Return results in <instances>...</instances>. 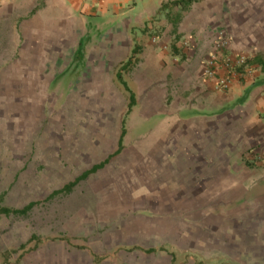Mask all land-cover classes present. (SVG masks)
Segmentation results:
<instances>
[{
  "label": "crops",
  "instance_id": "crops-1",
  "mask_svg": "<svg viewBox=\"0 0 264 264\" xmlns=\"http://www.w3.org/2000/svg\"><path fill=\"white\" fill-rule=\"evenodd\" d=\"M177 1L0 0V77H33L24 87L29 98L44 97L37 91L44 77H109L117 97L123 94L122 74L129 90L125 105L136 100L139 135L171 119L145 157L148 187L157 185V195L168 196L160 201L174 210L194 211L179 225L199 224L201 211L212 209L221 217L236 211L224 225L243 227L220 247L207 245L205 254L195 248L191 264H264V0H199L186 7ZM89 16L102 17L105 25L87 53ZM220 31L230 35L234 57L252 60L225 89L204 75ZM16 103L21 111L24 105ZM6 107L0 104L4 113ZM127 112L131 120L133 112ZM155 115L157 121L149 122ZM123 124L117 147L127 139V130L121 138ZM64 187L50 193L66 192ZM244 226L255 227L253 234ZM27 241L26 249H33L12 258L0 249V264H49V240L34 235ZM143 258L142 264H154L153 257ZM156 258L171 264L164 252Z\"/></svg>",
  "mask_w": 264,
  "mask_h": 264
},
{
  "label": "rangeland",
  "instance_id": "rangeland-1",
  "mask_svg": "<svg viewBox=\"0 0 264 264\" xmlns=\"http://www.w3.org/2000/svg\"><path fill=\"white\" fill-rule=\"evenodd\" d=\"M104 25L102 17L87 18V53ZM71 75L44 77L47 81L37 90L42 98L24 97L25 83L33 77H0V104L9 109L0 110V208L22 209L33 203L26 214H0V249L6 256L32 250L26 249L27 239L35 235L49 240V264H142L141 256L158 264L156 252L169 255L171 264H191L195 248L205 254L207 245L220 247L229 234L243 228L224 225L236 211L221 217L220 210L212 209L201 211L199 224L179 225L180 217L194 211L174 210L163 201L168 196L157 195V185L148 187L151 172L145 161L171 119L139 135L136 100L131 97L125 105L129 90L122 74L118 80L126 88L117 97L109 77ZM16 102L24 105L21 111L15 110ZM127 111L133 112L131 120ZM157 119L155 115L148 121ZM122 120L127 139L117 147ZM97 164L100 168L76 180ZM75 180L69 191L50 193ZM244 228L252 235L255 227ZM228 245L237 248L236 242Z\"/></svg>",
  "mask_w": 264,
  "mask_h": 264
},
{
  "label": "built area",
  "instance_id": "built-area-1",
  "mask_svg": "<svg viewBox=\"0 0 264 264\" xmlns=\"http://www.w3.org/2000/svg\"><path fill=\"white\" fill-rule=\"evenodd\" d=\"M231 37L224 31L218 32L213 50L205 61L204 75L215 79L221 89L228 88L237 77L251 68L244 56L234 57L230 52ZM243 68V70H242Z\"/></svg>",
  "mask_w": 264,
  "mask_h": 264
},
{
  "label": "trees",
  "instance_id": "trees-1",
  "mask_svg": "<svg viewBox=\"0 0 264 264\" xmlns=\"http://www.w3.org/2000/svg\"><path fill=\"white\" fill-rule=\"evenodd\" d=\"M199 0H179L176 2V4H183L185 7L188 6L189 4L193 3V2H197ZM93 17L89 16V19H92ZM90 39V36L88 35V39L87 41ZM84 41L80 43V48L78 49L77 53H76V60L77 61H80L83 59V56H84V53H83V44ZM252 60H247V63L251 64ZM124 132L122 133L121 135V138L123 137L124 135ZM97 168H99V166H95L93 167L90 171L88 172H85L83 173L82 175H80L79 177L76 178L77 181H79L80 179H83L85 178L89 173L91 172H94ZM76 180L68 185H66L63 189V191H69L73 185H75V182ZM33 206V203H29L28 205H26L25 207H23L22 209H10V208H7V207H3V208H0V214H5V215H19V214H26L27 211Z\"/></svg>",
  "mask_w": 264,
  "mask_h": 264
}]
</instances>
